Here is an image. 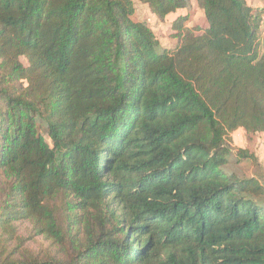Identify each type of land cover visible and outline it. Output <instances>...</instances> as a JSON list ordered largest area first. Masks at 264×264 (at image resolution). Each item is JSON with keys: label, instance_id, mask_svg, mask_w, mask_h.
<instances>
[{"label": "trees", "instance_id": "obj_1", "mask_svg": "<svg viewBox=\"0 0 264 264\" xmlns=\"http://www.w3.org/2000/svg\"><path fill=\"white\" fill-rule=\"evenodd\" d=\"M136 1L0 0V264H264V9Z\"/></svg>", "mask_w": 264, "mask_h": 264}, {"label": "rangeland", "instance_id": "obj_2", "mask_svg": "<svg viewBox=\"0 0 264 264\" xmlns=\"http://www.w3.org/2000/svg\"><path fill=\"white\" fill-rule=\"evenodd\" d=\"M189 16L186 27L194 30L198 25L203 24V13L197 3L192 0L188 8L173 14L166 21H159L145 4L136 1L135 18L146 22L155 33L160 47H174L177 42L174 22L178 16ZM26 63V60L23 58ZM50 141V140H49ZM227 146L232 152L231 160L227 164L229 172L241 178H257L264 186V136L263 134H248L243 129H238L227 138ZM245 150L252 157H243L238 153ZM264 201V196L261 197ZM24 233V231H23ZM41 240L40 238H38ZM30 246L36 247L38 242L30 241ZM45 244V243H44Z\"/></svg>", "mask_w": 264, "mask_h": 264}, {"label": "crops", "instance_id": "obj_3", "mask_svg": "<svg viewBox=\"0 0 264 264\" xmlns=\"http://www.w3.org/2000/svg\"><path fill=\"white\" fill-rule=\"evenodd\" d=\"M249 4L254 8L264 9V0H248ZM181 11V10H180ZM179 13V12H178ZM176 13V14H178ZM203 13V12H202ZM173 15V14H172ZM175 15V14H174ZM169 17V16H168ZM168 19V18H167ZM169 47V46H167Z\"/></svg>", "mask_w": 264, "mask_h": 264}, {"label": "built area", "instance_id": "obj_4", "mask_svg": "<svg viewBox=\"0 0 264 264\" xmlns=\"http://www.w3.org/2000/svg\"><path fill=\"white\" fill-rule=\"evenodd\" d=\"M260 24H261V27L264 28V13H263V16L261 18Z\"/></svg>", "mask_w": 264, "mask_h": 264}]
</instances>
